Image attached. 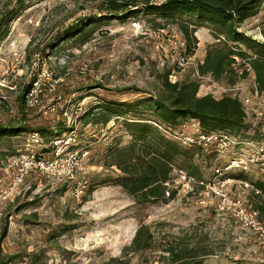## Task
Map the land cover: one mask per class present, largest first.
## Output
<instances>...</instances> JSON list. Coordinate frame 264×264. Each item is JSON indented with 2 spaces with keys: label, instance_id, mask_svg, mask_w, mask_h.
Listing matches in <instances>:
<instances>
[{
  "label": "rangeland",
  "instance_id": "rangeland-1",
  "mask_svg": "<svg viewBox=\"0 0 264 264\" xmlns=\"http://www.w3.org/2000/svg\"><path fill=\"white\" fill-rule=\"evenodd\" d=\"M108 1L0 0V18L8 9H22L0 42V124L23 122L40 132L50 147L59 131L67 132L71 127L61 114L64 108L70 118H77L79 145L90 153L80 179L88 182L82 193H77V183H59L37 172L14 187L16 171L9 161L25 153L30 132L0 138V264H174L164 253L170 247L199 253L203 264H264V235L237 217L239 207L235 203H226L220 196L223 192L249 211L256 210L261 200L256 189L264 178L256 170L248 175L224 170L237 152L230 146L219 156L215 147L206 150L186 145L185 136L196 135L192 120L171 129L159 121L150 102L161 92L169 71L173 83L200 80V97H234L232 88L250 87L256 78L248 61L234 56V74L220 82L211 76L200 77L198 67L214 48L242 49L258 58L257 46L249 41L234 42L226 34V40H219L222 36L215 26L194 18L198 45L189 55L177 24L169 23L158 31L154 19L161 18L140 14L120 19L105 10ZM80 21L96 22L81 36L85 44L73 38L53 54L44 56L39 51ZM237 30L263 44L264 4ZM43 69L58 81L57 91H48L44 97L45 106L61 98L58 113L52 115H45L41 109L22 110L19 102L24 87ZM51 84L47 82L50 88ZM123 103L133 108L126 107L127 115L114 116L107 125L102 123L103 116L82 119L91 107ZM138 123H146L152 137H165L183 151L172 163L165 198L146 204L138 203L120 186L117 179L123 174L109 167L116 150L138 139ZM247 126L228 133L232 139L252 137L254 127L250 122ZM151 136L149 142L154 141ZM51 153L48 148L46 154ZM241 181L251 186L238 184ZM255 222L264 225L260 216ZM141 226L150 227L154 233L153 249L128 252Z\"/></svg>",
  "mask_w": 264,
  "mask_h": 264
},
{
  "label": "trees",
  "instance_id": "trees-1",
  "mask_svg": "<svg viewBox=\"0 0 264 264\" xmlns=\"http://www.w3.org/2000/svg\"><path fill=\"white\" fill-rule=\"evenodd\" d=\"M263 4L264 0H110L105 4V10L111 16L120 19H130L140 14L161 18V21L165 22L164 24L158 21L159 19H154L155 29L158 31L165 30L169 23L177 24L186 42L189 55L195 53L198 45V40L195 37L198 26L194 23V18L198 22L211 23L217 28L219 36L223 37L226 34L227 38L234 42L249 41L255 44L260 54L258 58H253L242 49L233 50L230 47H218L210 50L204 63L199 65L198 73L200 77L211 76L217 82L230 79L234 74L232 67L235 62L234 56H240L252 66L259 88L263 91L264 43L258 44L237 30L248 19L256 16ZM21 10L19 8L8 9L1 16L0 42L7 36L10 24L19 17ZM94 24L96 22L86 24L80 21L59 33L55 39L39 51L44 56L47 52L53 54L63 43L73 38H76V41L82 40L85 44V37L81 36ZM218 38L221 39V37ZM171 75L170 71L165 74L161 92L155 100H150L153 103L151 109L162 124L173 129L177 126H185L187 120H196L205 133L229 132L232 134L248 127L245 111L237 98L225 96L217 100L212 95L200 97L199 92L202 85L200 80L173 83L170 81ZM35 80L36 78L24 87L23 94L19 98L22 110L26 108L25 98L32 89ZM126 107L133 108V105L113 104L106 108L94 106L85 111L82 119H95L103 116L102 123L107 125L114 116L127 115L129 110L125 109ZM138 124H140L136 125L139 127L136 128L139 133L138 139H135L127 147L116 150L114 152L115 161L109 167H116L121 171L123 175L118 176V184L134 196L138 203L146 204L165 198L167 184L171 180L172 163L183 154V151L177 143L171 142L165 137L149 135L150 129L146 123ZM64 126L66 129V122ZM61 130L64 129L61 128ZM26 132L40 133L25 126L23 122L19 125L0 124V138L16 137ZM65 132L59 131L55 137ZM43 133L46 134V131ZM150 136L154 139L153 142L148 141ZM257 186L261 191V200L257 203L256 210L264 220V183H259ZM6 236L7 229L3 233V237ZM154 239L155 236L150 227L141 226L132 245L126 250L128 252L150 251L153 249ZM164 253L173 258L174 264H203V261L198 260L199 253L189 254L188 251L176 250L174 247L165 249ZM191 255L193 256L191 257Z\"/></svg>",
  "mask_w": 264,
  "mask_h": 264
},
{
  "label": "built area",
  "instance_id": "built-area-1",
  "mask_svg": "<svg viewBox=\"0 0 264 264\" xmlns=\"http://www.w3.org/2000/svg\"><path fill=\"white\" fill-rule=\"evenodd\" d=\"M221 38L225 40L224 37ZM47 82L54 84H51L50 88L47 86ZM56 83L58 81L52 78L51 73L43 69L41 74L36 77L32 89L26 95V108L28 110H44L45 115L58 113V100L61 98H57V100L48 106L44 104L46 92L57 91L55 87ZM231 90L235 93L234 98H237L243 106L246 114V123L250 122L254 127L255 132L253 136L249 137L250 135H247V137L240 139H232V135L228 132L205 133L201 129L199 122L192 120L196 135L185 136L184 143L203 149L215 147L217 150L215 151L219 153V156L223 150L230 146L237 150V152L233 153L228 159L224 170L227 172H240L246 175L256 170L259 177L264 178V90H260L256 78L250 87L247 85H237ZM61 114L71 124L69 131L58 137H54L50 143V147H47L40 133L27 134L25 153H19V155L14 156L9 161L11 169H15L16 171L13 178L14 187L23 184L31 172H37L59 183H77V193H82L83 190L81 188H86L88 182L86 180L81 181L80 179L87 170V161L90 153L87 147L83 148L79 145L80 135L76 125L77 118L75 119L73 116V118H70L68 111L64 110V108L61 109ZM48 148L52 151L51 155L46 154ZM201 184L203 185L204 183ZM238 184L244 185L246 188L251 186L244 181L238 182ZM188 187L193 192L190 183ZM256 193L261 194V191L256 189ZM167 194L171 196L170 192ZM220 196L226 203H235L239 207L237 217L245 220L247 226H252L264 235V225L255 222L259 217V212L252 208L249 211L241 202L231 200L223 192L220 193Z\"/></svg>",
  "mask_w": 264,
  "mask_h": 264
}]
</instances>
